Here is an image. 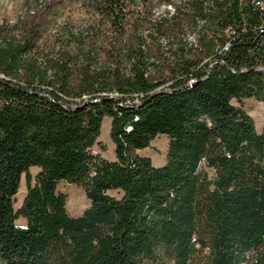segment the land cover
Listing matches in <instances>:
<instances>
[{
  "label": "trees",
  "instance_id": "trees-1",
  "mask_svg": "<svg viewBox=\"0 0 264 264\" xmlns=\"http://www.w3.org/2000/svg\"><path fill=\"white\" fill-rule=\"evenodd\" d=\"M76 5L85 29L66 18L41 50ZM40 7L0 24V264H264V128L233 103L264 105V0ZM105 118L113 161L95 150ZM160 135L157 167L138 152ZM60 182L84 190L83 215L65 210Z\"/></svg>",
  "mask_w": 264,
  "mask_h": 264
},
{
  "label": "rangeland",
  "instance_id": "rangeland-1",
  "mask_svg": "<svg viewBox=\"0 0 264 264\" xmlns=\"http://www.w3.org/2000/svg\"><path fill=\"white\" fill-rule=\"evenodd\" d=\"M44 4V0H0V24L5 21L15 24L21 18H26L32 11L40 9V5ZM166 8L161 6L155 10V15L158 16L165 12ZM66 18H70L76 22L78 29H85L87 16L78 9L76 5L70 12H66L63 17L58 19V23L54 21L46 26L43 34L39 41L41 50L46 51L48 48L54 46V38L59 28L57 25H62ZM189 41H195V35L189 37ZM234 105L243 107L247 114L250 116L258 133L263 132L264 128V105L262 102L252 98L245 99L241 103L234 101ZM111 119L105 118L101 131L99 141L105 150H101L100 147H96V153L101 154L107 160H115V145L110 137ZM169 139L165 135H160L151 144L150 148L139 151V154L149 157L155 166H162L166 161V154L168 149ZM40 172V168H32L30 170V185L35 186L36 176ZM21 182L19 183L18 190L12 198V206L14 213H18L24 205L29 191V182L27 174L21 176ZM57 192L64 195L67 199L65 200V210L69 215L77 217L83 215L84 211L90 206V202L87 199L85 192L82 188L77 185L70 184L67 182H60L57 186ZM111 195L119 197L120 194L116 191H112ZM28 220L22 216L17 217L15 220V226L19 228H27ZM210 251L204 250L202 257L199 260L208 258ZM144 264H151L146 261ZM199 264V263H194Z\"/></svg>",
  "mask_w": 264,
  "mask_h": 264
},
{
  "label": "built area",
  "instance_id": "built-area-1",
  "mask_svg": "<svg viewBox=\"0 0 264 264\" xmlns=\"http://www.w3.org/2000/svg\"><path fill=\"white\" fill-rule=\"evenodd\" d=\"M226 50V49H225Z\"/></svg>",
  "mask_w": 264,
  "mask_h": 264
}]
</instances>
